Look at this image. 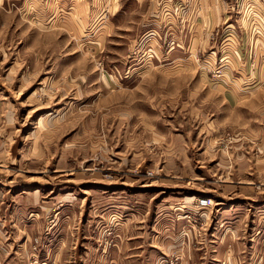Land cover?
Segmentation results:
<instances>
[{
  "label": "rangeland",
  "instance_id": "1",
  "mask_svg": "<svg viewBox=\"0 0 264 264\" xmlns=\"http://www.w3.org/2000/svg\"><path fill=\"white\" fill-rule=\"evenodd\" d=\"M95 1L0 0V264L264 234V0Z\"/></svg>",
  "mask_w": 264,
  "mask_h": 264
},
{
  "label": "crops",
  "instance_id": "2",
  "mask_svg": "<svg viewBox=\"0 0 264 264\" xmlns=\"http://www.w3.org/2000/svg\"><path fill=\"white\" fill-rule=\"evenodd\" d=\"M99 1V0H98ZM104 1V0H103ZM115 0H111V2H114ZM97 2V0L95 1ZM191 197L184 196L182 199V206L180 208L187 209L191 205ZM3 203V196L0 198V204ZM215 205H218V203H215ZM173 206L170 207L172 209ZM173 210V209H172ZM214 214L212 215V218H215V221L213 223V232L210 235H202L200 238V242H198L197 246H194V241L192 239H188L186 243L184 244L185 240L182 239L181 242L182 248H184L182 253L180 255L182 256V263L181 264H264V234L259 235L258 231L252 230L249 234L248 238L243 237L244 234L238 232L237 227H239V219L233 220L234 224V230L231 233L232 237L228 236L227 234L221 233L222 228L225 229L231 228L232 220H225L223 219V216L225 215V210H218L216 208L214 210ZM154 215V213H153ZM169 216V226L171 227V223L174 218ZM210 215H207V224L209 223ZM153 217L152 223H153V230L156 232V226H159L160 217L159 216H150ZM118 221V220H117ZM178 221L179 226L182 225L184 222L181 220L176 219ZM110 223V222H108ZM226 224L228 226H226ZM114 225V224H113ZM120 225V224H119ZM115 227L114 233L115 238H118L116 240L117 243H120L121 249L114 250L111 247L105 246L106 254L105 256L103 253L96 254V256H89L92 255L90 251H86L84 253L77 254V258H91L93 259H105V258H111V259H125V224ZM119 226V227H118ZM232 230V229H231ZM255 232V233H254ZM138 235V232H137ZM135 239L140 242V237H143L142 240L145 242V237L137 236ZM131 239V238H129ZM150 239L152 242H159L161 241V237L157 236L155 234L150 235ZM141 240V241H142ZM131 241V240H130ZM135 241V240H133ZM193 247H197L196 249H193ZM97 251V250H95ZM156 252V251H154ZM137 256V258H141V253H134L128 254L126 258H133Z\"/></svg>",
  "mask_w": 264,
  "mask_h": 264
},
{
  "label": "built area",
  "instance_id": "3",
  "mask_svg": "<svg viewBox=\"0 0 264 264\" xmlns=\"http://www.w3.org/2000/svg\"><path fill=\"white\" fill-rule=\"evenodd\" d=\"M201 202V205H204V202L203 201H200Z\"/></svg>",
  "mask_w": 264,
  "mask_h": 264
}]
</instances>
